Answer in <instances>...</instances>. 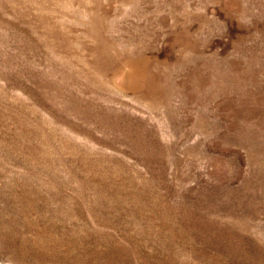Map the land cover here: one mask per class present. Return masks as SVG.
<instances>
[{"label": "rangeland", "instance_id": "obj_1", "mask_svg": "<svg viewBox=\"0 0 264 264\" xmlns=\"http://www.w3.org/2000/svg\"><path fill=\"white\" fill-rule=\"evenodd\" d=\"M0 264H264V0H0Z\"/></svg>", "mask_w": 264, "mask_h": 264}]
</instances>
